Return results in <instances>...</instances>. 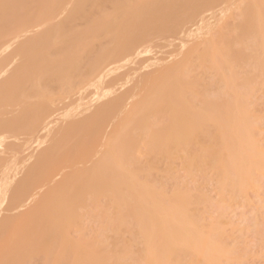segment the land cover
Listing matches in <instances>:
<instances>
[{"label": "bare ground", "instance_id": "1", "mask_svg": "<svg viewBox=\"0 0 264 264\" xmlns=\"http://www.w3.org/2000/svg\"><path fill=\"white\" fill-rule=\"evenodd\" d=\"M127 1H125V3ZM142 1L143 0L141 1L137 0V7H135V9L137 8L136 10L137 11V22H140V21L143 22V19L148 17L157 8H162L160 9V11H164L163 8H166L167 10H172V9L174 10L176 7L178 8L179 4H181L182 2V0H165L164 3L162 4V2L158 3L155 1V3L159 4L156 6L154 5L155 3H153L152 5L146 2L144 3ZM192 1L193 0H191V2ZM215 1H216L215 3H217L219 1L226 2L229 0H215ZM32 3H34L32 0H0V41L4 37L12 34L11 30L19 27L23 23H26L27 20H28L27 23H29V20H32L31 17L33 14V9L41 8V7H34ZM66 3H67V0H66ZM99 3H100V0H93V4L94 6H96V8H98ZM128 3L130 2L128 1ZM210 3H212L211 0H210ZM87 4L88 5H85V6H89V4L91 3H87ZM92 5H90V7H92ZM94 6L92 10L94 9ZM42 8L46 11L45 13H47V12H52L54 6L51 3L47 2V3H42ZM86 8L92 11L91 8L89 7H86ZM238 8H240L239 15H238L239 20L236 24L233 25V29H235V34L231 36V35H228L225 30H223V22H224L223 21L221 23L222 24L221 30L218 31V33H216L215 35L208 34V36L205 37L204 39L205 43H203L204 46L202 48L203 50L201 51L202 55L199 54V56L216 55V54L221 55L223 54L222 52H224L225 53L224 55L227 56L226 59H222L224 63H227V61L230 62V60L232 61V59H235L236 62L237 60H239L241 63V61H245V60L247 61L246 59L247 56L245 55V52L247 54L249 50H252L253 53L249 52L248 54L249 55L248 57L250 58L251 57L250 55H252L251 58L253 59L252 61L253 68L250 70V74L242 75L239 77L234 72V77H233V80L231 81V83L233 84L232 86L237 85L238 86L237 88H239V86L244 87L243 89L248 94L253 91L254 83H255L253 81H255L256 78H259L258 79L259 84L264 83V0H241ZM59 9H57L55 13L63 11V9L61 10ZM102 10L103 9L101 10L99 9L98 11L96 9L95 12L98 11V13H100L104 11ZM187 10L190 11L189 8H187ZM192 10L195 11L194 9ZM85 12L87 13V11ZM85 12L84 13L81 12V13L85 15L86 14ZM190 12H191V15L193 14V16L196 14V13H193L192 11ZM81 13L79 14V16H82ZM84 15H83V19H84ZM101 15L102 16L99 15L98 17L99 19L95 18V16L86 17L87 23L85 22L86 24L84 28L82 29V31H81V28L78 29L77 31L76 28L75 30L74 27H71L69 25L70 21L73 24V22L76 21V18L74 20V17H71L72 20H74L72 21L70 20V18L68 19L67 17L68 15L66 16L67 18L65 19H64L65 16H63L62 18L64 19L63 23L66 24V26H64L62 22H60L61 23L60 24L58 23L59 21H57L58 24L55 23V26L45 29L41 34L34 37L33 41H30V42L25 41L20 45V47L13 49L12 52L14 54L18 53L20 55V60L15 66H13V64H11L10 62L12 70H14L13 71L14 73L6 72V75L2 79H0V105L4 103H9L11 101H15L19 103L21 101L20 100L21 95H22L21 92L23 91V89H21L22 91H19V89L22 87H24L25 89H28L29 94L41 95L44 92V90L48 88L47 86H45L46 82H44L47 80H50L51 82H55L54 86H56V89H55L56 92H58L59 90L61 91L62 87L64 86V88H66L69 94H72V96L77 95L79 97L78 99H76L77 105L75 104L76 105L75 109L78 108V106L80 105L78 104L79 102H81L82 100L83 101L87 100V99L84 100L82 93L86 88L90 86H94V88L96 89V90L94 89L95 91L93 93H95V95L98 96V98L96 97L97 100H100L101 98H105L109 96L111 93H113L116 90L117 84L116 82H114V80H107V77H110L112 73H114L116 70H119L118 68L120 64L122 63L126 64V62L131 59L130 57L133 54L134 55L136 54L138 55L141 53L145 54L144 52L146 48L144 46L141 47L137 45L133 50H131L136 45L135 38H134L135 40L132 39L131 41V42L135 41L134 42L135 45L134 44L131 45L129 43L130 41L129 42L126 41L125 43L126 44L129 43L131 46L126 45V44L124 45L120 44L118 46L117 41L119 39L117 40V37L119 36V34L117 35L114 30L115 35L113 36V41H114L113 45L109 47L102 46V48L99 49L98 47L100 46L98 45H100V43H96L97 42L96 38L102 35L101 30L103 29L104 32L109 31V33H112V29H115V26L117 25L116 23H111L113 18L115 17L114 15L111 16L107 13L105 14L102 13ZM53 17L52 18L49 17V18L54 19ZM131 18L128 20L129 21L128 24L131 23V20H132ZM11 19L12 21L8 22V20L10 21ZM47 19H45V21H47ZM50 19L48 20L50 21ZM43 22L44 21H42L41 24H43ZM37 25H39V23ZM43 26L44 25L42 26L39 25V27H43ZM67 26L69 27V29H65ZM35 27L37 28L38 26L35 25ZM125 27H127V30H128V25L127 26L125 25ZM127 30L126 31L124 30V32L125 33L128 32ZM205 31H209V30H204L203 32ZM129 32L131 31L129 30ZM136 32H137V36L136 35L134 36H136L137 42H138V40L141 39V36H143L145 32V27L142 28L141 26H139ZM190 32L192 34L193 31H190ZM186 33H189V32H186ZM17 34H19V32ZM122 37L123 36H121V38ZM15 39H16V36H15ZM92 40H94L95 42H92ZM243 42L244 44L247 43L249 47L252 46L251 47L252 49L247 48V51L243 52L242 51L243 48L240 47V46L243 47L244 45ZM146 44H148V42ZM93 45L97 46V48L94 47ZM235 45H238V47L237 46L235 47ZM245 45H244V49H245ZM150 46L151 45H149V48ZM49 47H54L55 51L52 53H49L47 51ZM190 51L191 50L188 51V53L183 57L182 61H180L179 63H176L169 67L161 68L157 70L156 73L154 74H150L149 72L146 73L148 68H150L148 67L145 73H142L137 81V92L132 91L125 97V99L127 100V99H131L134 95H137L136 99H133L131 101L128 100L129 101L128 103L126 101H123L122 99H118V97L116 100L109 101L107 105H109L108 106L109 108H114L113 112H115L116 108L119 107V111H122V112L125 111L123 112L125 116H123L124 118L123 117L121 118L122 121L120 120V122L117 123L114 129L112 128L113 130L111 134L107 133V134H110V136L108 137V141L105 146L104 157H102L96 165L92 166L87 171H84L78 174L77 170L80 171V169H84L86 166L83 168H79V169L77 168L76 170L77 172L75 174H70L69 172V175H67L66 177V174L64 173L63 179L62 178H60V180L57 179V181L59 182L61 181V179L64 181L65 179H68L67 181H70L69 191L66 193L65 196L62 197L63 198L62 201H59L58 204L57 203L53 204L52 207L49 210H47V212L45 213L46 216H44V220H42L39 223V226L38 225L35 226L32 232V235L34 236L32 238L36 240L38 239L37 240L38 243L40 242V243L47 244L48 242H54L55 246L52 245L53 248L58 247L61 250V254H62L61 256L64 257V259H62L60 255H58L53 260V264H169L171 262H173L174 264H181L185 257L184 255L189 252H190L189 253L190 256H189L188 261L191 264H222L220 261V258L221 259L228 258V256L224 254V252L226 251H223V248H221L222 244L220 246V243H219L220 242L219 238H221V236L223 235V230L222 229L220 230V227L219 229L217 228L218 222L216 223V225H213L212 224L213 222H211L212 225H209V223L208 225H206L207 223H205L204 221L202 222V218L198 214V210H199L198 204L201 201L200 197L197 196V194L195 195L194 193L193 194L190 193V191L188 192V190L185 191L186 189L180 188V186H176L175 190L173 189L171 195L167 197L168 199L166 198L163 200L162 197L164 194V189L160 186L155 187L154 180L150 179L149 177V175H151L152 172L161 169L159 163L163 160L166 161L165 167L164 169H162L165 173L163 176L165 177L168 176V173L170 172V170H174L172 168L173 167L172 162H174L175 160H179L181 167L184 168L185 171H188V172H191V169L193 170V167L196 166V164L200 163L203 165L202 162H204V165L208 164V166L210 165L212 168H215L217 170V174L215 176L217 177L220 188L238 189L239 191H243L244 185H243L242 175L250 173L259 167L260 159L258 158V153H259L258 145L256 144L252 126L249 123H245L246 118H247L246 111L240 99H236L234 101L229 99L230 100L229 102L227 98H222V97L218 98L217 97V95L219 94L218 92L217 94H215V96H213L217 98L212 99L211 97L212 101L203 99L202 102H199L195 100L196 99L195 96L193 95L191 96L192 93L190 91H189L190 92L189 97L186 98V95L189 93L187 92L186 94V88H185L186 81H184L181 76H183L182 71L185 70V65L189 61L188 59H189ZM221 57H223V55ZM136 60L138 61V59ZM136 60H133V61H136ZM159 60L160 59H158V61ZM160 61L162 62V60ZM154 62L152 60L150 63H154ZM246 64L248 63H245V65ZM2 65L3 63L0 64V67ZM150 69H153V68H150ZM18 70L25 71V73L17 76L15 75V72L18 73ZM122 70H123V66H122ZM185 71L187 73V70ZM220 71H222L221 68H220ZM223 71L226 73L225 69ZM225 73L223 74L225 75ZM63 74H65L68 77L67 80H65L66 79L65 77L63 78L62 76ZM126 76H130V75H128L127 73ZM237 78L238 79L242 78V79L241 81H238V84H235V82H237L238 80ZM191 82L194 83L193 80ZM123 85L124 84H122V86ZM219 85H218V88H220ZM43 87H45L44 90H43ZM49 88H52V87H49ZM48 91H49L48 93H45L46 92L45 91L43 94L44 96H47V98H49V95L53 96L54 94V93L51 94L50 90ZM210 95L205 96V98L207 97L209 99ZM25 96L28 97L29 95H27L26 93ZM236 96H239V95L236 94ZM121 97L123 98V96ZM228 97L230 96L228 95ZM52 102L53 101H51V103ZM86 102L81 103V104L83 105ZM46 103H50V99H46ZM70 104L68 103V106ZM21 105H19L18 107H20ZM102 105L107 106L105 102L104 104L102 102ZM35 106L37 107L39 105H35ZM86 106L89 107L87 103H86ZM234 106H236L237 110L236 109L233 110L232 107ZM73 108L68 109L66 112L64 111L65 108L62 109L63 112H65L63 116L66 118H69L70 115L76 113L77 110L75 111ZM20 109L16 110L15 114L18 111H20ZM55 109H58V108H54L53 110L55 111ZM81 109L79 110L80 112L82 111ZM73 110H74V113H72ZM95 110L92 111L91 113L95 114L94 112L98 111V110L97 111ZM11 112L12 111H10L9 113ZM29 112H34V113L29 114ZM55 112H59V109ZM21 114H23L22 117H20L19 115L11 120L6 121L4 119L5 122L0 123V152L2 150H5L4 144H6V141L8 138L10 139V137H14L12 139H15L17 136L18 138H20L19 136H22V133H27V134L31 133L32 127L34 128L36 125L34 123H38L40 119H43V120L41 121V126H40L41 128L39 127V129L41 131L46 130L47 133L51 131V128H50L51 122L49 120L50 117L52 116L51 113L48 115V117H46V113L42 115L40 112L33 111L31 109H25V111H23ZM28 115H32L35 118L36 122L33 121V123H31L32 122L31 121L30 123H27V122L25 123V120H27ZM60 115L61 114H58V116ZM74 116L75 115H73V117ZM110 116L111 115H109V117ZM151 117L153 119H151ZM86 119H87L86 122H88V118ZM105 119L103 121H105ZM109 119H108V122H110ZM239 119L243 120V134L238 140L236 133L238 132V130H240L237 125L238 124L237 121L240 122ZM52 123L56 125V122L55 123L52 122ZM107 125H109V123ZM96 126H98V124ZM82 127L80 128L82 129ZM207 127L210 129L208 130ZM84 128L85 127H83V130ZM34 129H36V127ZM98 129H99V126H98ZM59 132H61V130ZM62 132H63V129H62ZM82 133L80 132V134ZM98 133H101V131H99ZM33 134L34 136L32 135L31 138L29 137L30 138L29 140L31 139L33 140V138L35 137V139L38 138L36 140L37 142H39V139H41L42 136L46 135V134L41 135L42 133L39 134L38 132L33 133ZM52 134H51V137H52ZM83 134H84L83 137L85 139V137L88 136V131H86V133H83ZM94 134L92 135V137H95ZM199 134L201 136L202 135L204 136L206 134V136L201 137ZM197 135H199L202 138L201 140H204L203 138H205V141H206V139L208 138L207 140H209L210 143L208 141H207L208 144H206L205 141L203 143V141H201L200 137H198ZM24 136H27V135H24ZM48 136L50 137V134ZM196 136L198 139L196 138ZM51 137L50 139H52ZM57 137H60V135L58 134ZM57 139L58 138H56V140ZM26 140L27 139H25V141ZM84 141L85 140H83V142ZM32 142H35V141H32ZM65 142H67V139ZM87 142L88 141L84 142V144H86ZM201 142L203 144H201ZM11 143L10 145H12ZM64 143H61V145H58V146L59 147L63 146L62 144ZM94 143H91V144L93 145ZM96 143H98V140ZM100 143L101 142H99V144ZM42 144L43 142H41V145ZM141 145H145V153H147L148 155V156L147 155L145 156V158L148 157L147 159L149 161L148 162L145 160L147 165H145L144 163L145 161H142L145 166L142 165L141 160H140L141 162L140 164L138 162L139 160H136L135 162H133L135 159L132 161L131 158L133 157L129 158L130 154L137 153L135 151H140ZM196 145L197 147L195 148ZM6 146L7 147L5 148L7 149L8 143ZM67 146L70 147V145H67ZM88 146H90V144ZM14 147H13V150L15 149ZM27 147L29 148L31 146H27ZM38 147L39 148L41 147L40 144L38 145ZM59 147L57 148L59 149ZM24 148H23L24 150L28 149L26 147ZM43 148H45L44 145H43ZM100 148L103 149L102 144ZM192 148H195V150ZM94 149L96 148L94 147L92 150ZM7 151H6V154H7ZM32 152L34 153L35 151H32ZM46 152L48 153V151ZM27 155L29 154L27 153ZM43 155H44L43 153H40L37 156L35 160V165L37 167L39 165H42ZM15 156H17V154ZM31 156H32V153H31ZM84 156L88 157V155L86 154ZM93 156L94 155H92L91 157ZM140 156L142 155H139L138 157ZM11 159H14V162H16L15 161L16 158H14V156ZM47 159L45 158V160ZM21 160L18 163H21ZM68 161H70V159ZM81 161L83 162V160ZM12 162L9 161L3 164L4 162L0 159V166L2 165L1 167H3V169L1 170L2 172L0 171L1 173L0 177H1V182H2L1 183L2 189L0 192V212H1L2 205H4L7 202V200L10 199L11 201L12 199L11 203L13 204L14 202L20 201L23 196V191L26 190L23 185H22L23 188L19 187L22 192L19 190L18 186L17 187L14 186L15 184L17 185L16 180H15L16 181L15 184L12 186V183H14V182H11L14 179L13 177H15L16 174H19L22 172V170L19 173H17L18 171L16 172L13 171L11 175L10 173L12 170L11 169ZM18 163L16 164L17 168L20 167ZM61 163L62 162H60L59 164ZM43 165L45 166V164ZM204 165H203V169H205ZM36 166H33V168L35 169ZM124 166H127V170L130 175L134 176L135 178H137V176H140L141 178L143 177L142 180L138 182L137 180L135 182H132L131 180H129V178H127L126 174H124L123 172ZM67 167L68 166H66V168ZM33 168L30 167L29 169H27L26 174L29 175L31 171H34L32 170ZM43 168H41V171H43ZM53 168H55V166ZM60 169H62V167ZM60 169L58 170L61 171ZM196 169L194 168V170ZM54 171L55 170L53 169L48 174H46L44 176V179H42L41 184H43V181L49 182L50 179L54 180L52 179L53 177L48 179L49 177H51V174L53 176L54 174L57 173ZM62 174H63V171H62ZM21 179L19 176V178L17 179L18 183H20ZM23 181L24 182H22V184L23 183L25 184L26 177H25V180ZM32 183H33V178H32ZM29 184L26 183V185H29ZM37 184L35 187L36 189L40 183L38 185ZM52 184H56V183L53 182ZM48 187L51 188L52 186H48ZM58 188H59V185L56 187L55 192H58L59 190ZM45 189L48 190V188L45 187L43 191H45ZM225 190L226 189H224V191ZM233 192H236V191L234 190ZM26 196H27V193H26ZM31 197L32 196L28 198L29 201ZM12 205H10L9 208H12L13 207ZM90 205L91 207H94L93 205H96V208H98V212L102 217L101 219L104 222L103 228L108 229L109 233L111 232L110 235L108 234L107 236L106 234L104 236L105 239H107V237L109 238L110 236L111 238L110 242L109 241L108 243L103 242L105 239L102 240L101 238H100L101 240L99 239L98 242L97 240L96 242H91V241L83 240L82 238H80V240H77L76 242L66 243V241L63 240L64 239V234L62 231L63 229L60 223L58 222V218L61 216L66 217L68 224L75 225L79 221L78 220L79 215H80L79 208L81 207L84 208L86 206L89 207ZM5 210L8 211V209H5ZM9 210L11 211V209ZM4 215L2 216L3 218H4ZM10 215L11 214H9V216ZM6 216L7 215H5V217ZM7 217L5 219H7ZM2 222L0 223V225L2 224ZM6 228L8 231L9 230L8 226ZM0 230L2 232L3 228ZM125 232L130 235L129 236L130 241L133 240L131 242L132 244L133 242L137 243L135 244L137 245L136 250L134 249L132 250L129 247L130 244L129 245L127 244L125 240V235H124ZM94 238H97V237H94ZM130 246L132 247V245ZM39 248L37 250L38 252H39ZM33 249L34 247H32L31 250ZM49 251H48V256L50 255V253L53 254L54 252V251L53 252H49ZM10 252L11 251H8V253ZM222 255H225L226 257L225 256L223 257ZM39 257L38 258L36 257V260L39 259ZM50 257L48 258L50 259ZM31 259H33L32 256H31ZM36 260L34 259V261ZM27 261H25V264ZM49 263H50V260L48 262L47 257L45 256V259L43 263L41 264H49ZM27 264H29V261L27 262ZM35 264H38V263L35 262Z\"/></svg>", "mask_w": 264, "mask_h": 264}, {"label": "rangeland", "instance_id": "2", "mask_svg": "<svg viewBox=\"0 0 264 264\" xmlns=\"http://www.w3.org/2000/svg\"><path fill=\"white\" fill-rule=\"evenodd\" d=\"M32 1L34 2V3H32L34 7H41V8H37V9L33 7L34 9H33V14L31 17L32 20H29V23H27L28 22V20H27L26 23H23L19 27L11 30L12 34L4 37L0 41V64L3 63V65H2L3 67L2 66L0 67V79H2L6 75V72L12 73L14 70H12L11 64H13V66H15L18 63V61L20 60V55L18 53L14 54L12 52L13 49L20 47V45L25 41L26 42L33 41L34 37L41 34L45 29H48L52 26H55V23H57V21H59L58 23H60V22L63 23L64 19L67 17H68V19L70 18V20H72L71 17H74V20L76 18V21L73 22V24L70 21L69 25L71 27H74V29L76 28L77 31H78V29L81 28V31H82L85 24L87 23L86 17H90V16L94 17L95 16V18L99 19L98 17H99V15L102 16L101 15L102 13H104V14L107 13L111 16L114 15L115 17L113 18L111 23H116L117 25L115 26V29H112V33H109V31L104 32L103 29L101 30L102 35L96 38V41H97L96 43H100V45H98L100 47H98V48L100 49V48H102V46H104V47L112 46L113 42H114L113 36L115 35V32H116L117 35L119 34V36L117 37V40L119 39L117 41L118 46L120 44L121 45L126 44L125 43L126 41H128V42L130 41L129 43L132 45L135 42V41L131 42L132 39L133 40L136 39V42H135L136 45L134 44L135 46L133 45L134 47L131 50H133L137 45H139L141 47L144 46L146 48V50L144 52L146 55L143 53L138 54V55L133 54L132 55L133 57L132 56L130 57L132 60L130 59L127 61L129 63L126 62V64L125 63L120 64V66L118 68L119 70H116L114 73H112V75L110 77H107V80H114V82H116V84H117L116 90L113 93H111L109 96H107L105 98H101L100 100H97L96 97L98 98V96L95 95V93H93L96 90L94 88V86H90V87L86 88L83 91L82 96H83L84 100L87 99L86 100L87 102L82 100L81 102L78 103V104H80L79 105L80 107L78 106V108H76V109H75V107L77 105L76 99H78L79 97L77 95L72 96V94H69L67 92L66 88H64V86L62 87L61 91L57 90L58 92H56V90H55L56 86H54L55 82H51L50 80H47L44 82H46L45 86H47L48 88L52 87V88H49V89L46 88V89L50 90L51 94L54 93L53 96L48 94L49 98H47V96L43 95L45 91H46L45 93L49 92L46 89L44 90L45 87H43L44 92L41 95L29 94L28 93L29 90L22 87L19 89V91H22L21 89H23V91L21 92L23 96L21 95V99H20L21 101L19 100L20 101L19 103L15 102V101H11L9 103H4V104L0 105V114H1L0 115V123L5 122L4 119L7 121V120H11V119H13L19 115H20V117H22L23 114H21V113L23 111H25V109H31L33 111L40 112L42 115L44 113H46V117H48V115L50 113L52 114V116L50 115L51 117L49 119L51 122V125H50L51 131H49V133H47L46 130L41 131L39 129V127L41 126V121L43 120V119H40V121H38V123H34V124H36L35 125L36 129H34L35 127L34 128L32 127V132L28 133L29 135L27 133H22V136H19L20 138H18V136L16 137L17 139L15 138L16 140L12 139L14 137H10V139L8 138L6 141V144H4L5 150H2L0 152V159L4 162L3 164H5L9 161L10 162L13 161L12 166H11V169H12L11 173H10L11 175H12L13 171H15V172L18 171L17 173H19L22 170L21 173L16 174V176L13 177L14 179L11 182H14V183H12V186L17 181V185L15 184L14 186H16V187L18 186V188L19 187L23 188L22 187V185H23L26 189L23 191V196H22L20 201L16 200L17 202H14V204H13V203H11L12 199H11V201L9 199L1 207L0 216L2 217L5 214L8 217L6 216L7 219H5L6 218L5 215H4V218L0 217V223L3 221L1 225L4 224L3 226L0 225V229H2V228H3V230L5 229L4 231L2 230V232L0 230V233H2V234H0V241H1L0 242V264H25V261H27V260L29 261V264H35V262L38 264H41V263H43L45 256L47 257L48 262L50 260L49 264H53V260L58 255H60V256L62 255L61 250L57 247V245H56L57 248H55V247L53 248L52 245H54V242H48L49 244L48 243L44 244V243H40V242L38 243V241H37L38 239L36 240V239L32 238V237H34L32 235V232H33L34 227L37 225L39 226V223L42 220H44V216H46L45 213L47 212V210H49L53 204H56V203L58 204L59 201H62L63 200L62 197L65 196L66 193L69 191L70 181H67L68 179H65V181L62 180L64 178L63 177L64 173L66 174V177H67V175H69V172H70V174H75L78 171L77 173L80 174L84 171H87L92 166L96 165L98 163V161H100V159L102 157H104L105 146H106V143L108 141V137L110 136L112 130L115 128L117 123L120 122V120L122 121L121 118L123 116H125V114L123 113L125 111H123V112L119 111V107H117V108L115 107L116 111L113 112L114 108H109L108 107L109 105H107V103L111 100H116L117 97H118V99H122L123 101H126L127 103L133 99H136L137 95H134L131 99H127V100L125 99V97L132 91L137 92V81H138L140 75L142 73H145V71L147 70L148 67L153 68V69L148 68V70H150V71L147 70L146 73L149 72L150 74H154V73H156L157 70H159L161 68L169 67V66H172V65L182 61L183 57L188 53L189 50H191V51L189 52L190 55H189V59H188L189 61L187 62L188 65L187 64H186L187 66L185 65V70H187V73L185 70H183L182 71L183 76H181L182 79L184 81H186V84H185L186 85L185 86L186 94H187V92L189 93V94H187L188 96L186 95V98L189 97L190 92H191L192 93L191 96L192 95L195 96L196 97L195 100H197L199 102H202L203 99L212 101L213 98H217V97L218 98L219 97L227 98L228 100L230 99L233 101L236 99H240V101H242V104H243L245 111H246V117L247 118H246L245 123H249L252 126V129L254 131L253 134H254V137L256 140V144L258 145V149H259L258 150L259 151L258 158L260 159L259 167L250 173L242 175V180H243V185H244L243 191H239L238 189L220 188L217 177L215 176L217 174V170L215 168H212L210 165L208 166V164L204 165V162H202V163H203L205 169H203L202 164L198 163V164H196V166L193 167V170L191 169V172H188V171H185V169L181 167L179 160H175L174 162H172V166H173L172 168L174 170H170V172L168 173V176H167L168 178H167V177L163 176L165 173L162 169H164L165 163H166V161L163 160L159 163L161 169L152 172V174L149 175V177H150V179L154 180L155 187L160 186L164 189V194L162 197L163 200L166 199L167 197H169V195H171L173 189L175 190L176 186H180V188L186 189L185 191L188 190V192L190 191V193H192V194L194 193L195 195L197 194V196L200 197L201 201L198 204L199 208L198 207L197 208L199 209L198 214L202 218V222L204 221L205 223H207L206 225H208V223H209V225H212V224L216 225V223L218 222V225H217L218 227L217 226L216 227L218 229L220 227V230L221 229L223 230V235L221 236V238H219L220 239L219 243H220V246L222 244L221 248H223V251H226V252H224V254L227 255L228 258H222V259L220 258V261L222 264H264V83L259 84V82H258L259 78H256L255 81H253V82H255L254 83V89L251 93H248V94L243 89L244 87L239 86V88H237L238 87L237 85L232 86L233 84L231 83V81L233 80L234 72L239 77L242 75H249L250 74V70L253 68V66H252L253 65V62H252L253 59L251 58L252 55H250L251 57L249 58L248 54H249V52L253 53L252 50H249V52L247 54L245 52V55L247 57L243 54L246 57L248 62L245 59H243L245 61H241V63L239 60H237V62H236L235 59H232V61L230 60V62L227 61V63H224L222 61V59L227 58V56L224 55L225 54L224 52H222L223 54H221V55L216 54V55L199 56V54H201V51L203 50L202 48L204 46L203 43H205V41H204L205 37L208 36V34L209 35L210 34L215 35L216 33H218V31L221 30V27H222L221 23L223 21H224L223 22V30H225L228 35L232 36L235 34V29H233V25L236 24L239 20L238 15H239L240 8H238V7H239L241 0H229L226 2L219 1L217 3H215L216 2L215 0H213V1L211 0V2L213 4L210 3V0H193L192 2H191V0H182L181 4H179V7L175 8L176 10L175 9L174 10L173 9L167 10L166 8H163L165 11L164 12V11H160V9H162V8H157L148 17L143 19V22L140 21L141 23L137 22V11H136L137 8L135 9V7H137V0H128L130 3H128V1L125 0V1H127L126 3H128V4H126L124 0H100L98 8H96V6H94L93 0H91V1L90 0H67V3H66V0H32ZM81 1H82V3H81ZM155 1L158 3L162 2V4H163L165 0H143L142 2H144V3L146 2L148 4L153 5V3H155ZM197 1H199V2H197ZM47 2L51 3L54 6L52 12L45 13L46 11L42 8V3H47ZM133 2L136 4H134ZM87 3H91V4H89V6H85V5H88ZM90 5H92V7H90ZM152 5H150V6H152ZM154 5L157 6L159 4L155 3ZM210 5H212V6H210ZM93 6H94V9L92 10ZM60 7H62V8H60ZM86 7L91 8L92 11H90V9H88ZM153 7H155V6H153ZM187 8H189L190 11H192L193 13H196V14L194 16H193V14L191 15V12L188 11ZM57 9H59V10L63 9V11L57 12V13H59V14H57V13H55L57 11ZM96 9L98 11H99V9L100 10L103 9L104 11L102 10L103 12L98 13V11L95 12ZM192 9H194L195 11H193ZM83 10L87 11V13ZM132 11H134V12H132ZM81 12H83V13L85 12L86 14L84 15ZM69 13H70V15H69ZM80 13L82 14V16H79ZM54 14L56 16L57 15L58 16L56 17ZM83 15H84V19H83ZM51 16L52 17L55 16V17H53L54 19H50V18H52ZM63 16H65L64 19H62ZM78 16H79V18H78ZM191 16H193V17H191ZM47 18L50 19V21ZM130 18L132 19L131 23H129L131 26L128 24V22H129L128 20ZM45 19H47V21H45ZM74 20H72V21H74ZM11 21H12V19L10 21L8 20V22H11ZM30 21H32V22H30ZM42 21H44L43 24H41ZM150 21H152V22H150ZM155 21H157V22H155ZM126 22H127V24H126ZM38 23H39V25H41V26L44 25V26L39 27V25H37ZM199 24H200V26H199ZM35 25L38 27L36 28ZM125 25L126 26L128 25V30H127V27H125ZM64 26H66V24H64ZM68 26L65 29H69L70 26L69 27ZM139 26H141L142 28L145 27V32H144L143 36H141V39H139L137 42V38H136L137 32L136 31H137V28ZM198 26L201 28H199ZM85 29H86V27H85ZM114 30H115V32H114ZM124 30L125 31L127 30L128 32L125 33ZM129 30L131 32H129ZM204 30H209V31L203 32ZM64 31H66V30H64ZM190 31H193L194 33L192 32V34H191ZM18 32H19V34H17ZM122 32H124V33H122ZM186 32H189V33H186ZM134 35H136V36H134ZM15 36H16L17 40L15 39ZM121 36H123V37L121 38ZM154 39H155V41H154ZM94 40H92V42H95ZM147 42H148V44H146ZM244 42H246V41H244ZM244 42H243V44H244ZM129 43L126 45L131 46ZM245 44H244L245 49H244V45H243V47L240 46L241 44L239 45L241 48H243V50L240 49L243 52L247 51V48L252 47V46L249 47L247 43H245ZM95 45H93V46L97 48V46H95ZM149 45H151L150 48H149ZM182 45H184V46H182ZM236 46L238 47V45H235V47ZM164 47H166V48H164ZM131 50H130V52H131ZM47 51L49 53H52L55 51V48L49 47L47 49ZM222 55H223V57H221ZM154 57H156V58H154ZM205 57H206V59H205ZM133 58H135V59H133ZM136 59H138V61ZM158 59L162 60V62L160 60L158 61ZM133 60H136V61H133ZM152 60H153V62L154 61L155 62L150 63ZM206 61H207V63H206ZM10 62H11V64H10ZM204 62L206 63V65ZM245 63H248V64L245 65ZM122 66H123V70H122ZM254 66H255V64H254ZM220 68L222 71H220ZM224 69H225L226 73L223 71ZM137 70H139V71H137ZM24 73H25V71L18 70V73L15 72V75L19 76V75L24 74ZM127 73H128V75H130L132 77L126 76ZM223 73H225V75ZM62 76H63V78L64 77L66 78L65 80H67L68 77L65 74H63ZM125 76H126V78H125ZM133 77H134V79H133ZM241 79L242 78L238 79L237 82H235V84H238V81H241ZM192 80L194 83L191 82ZM187 83H188V85H187ZM215 83H217V84H215ZM122 84H124V85L122 86ZM218 85L220 86V88H218ZM23 92H24V94H23ZM218 92H219V94H218L219 96L217 95V97H213ZM26 93L30 97L25 96ZM58 93H59V95H58ZM236 94H238L239 96H236ZM42 95H43V97H42ZM207 95H210L209 99L207 97L205 98V96H207ZM228 95L230 97H228ZM121 96H123V98ZM119 97H121V98H119ZM211 97H212V99H211ZM43 98H45V99H43ZM38 99H40V100H38ZM46 99H50V103H51V101H53L51 103L52 105L50 103H46ZM51 99H53V100H51ZM230 100H229V102H230ZM39 101H40V103H39ZM84 102H86L89 107L86 106V103L83 104L85 106H83L81 104ZM102 102H103V104L105 102V104L107 106L102 105ZM68 103L69 104L71 103V104L68 106ZM19 105H21V106L18 107ZM35 105H39V106L36 107ZM96 107H98V108H96ZM101 107H103L104 110ZM54 108H58L59 112H55L58 109H55V111H54L53 110ZM72 108L75 111L77 110L76 113H74V110H73L72 113H74V114L70 115L69 118L64 117L63 116L64 113L68 109H72ZM81 108H83V109H81ZM232 108H233V110H235V109L237 110L236 106H234ZM19 109H20V111H18L15 114L16 110H19ZM62 109H64L65 112H63ZM80 109L82 110L81 112L79 111ZM6 110L7 111L9 110V111L7 112ZM94 110L95 111L98 110V111L94 112L95 114H92L91 112ZM10 111H12V112L9 113ZM33 113L34 112H29V114H33ZM58 114H61V115L58 116ZM99 114H101V115H99ZM73 115H75V116L73 117ZM91 115H93V116H91ZM95 115H97V116H95ZM109 115H111L110 117L113 119H111L109 117ZM54 116H56V117H54ZM114 116H115V118H114ZM86 118H88V122H86L87 121ZM104 119H105V121H103ZM108 119L110 122H108ZM151 119H153V118L151 117ZM33 121L36 122L35 118L32 115H28V118H27V120H25V123L26 122L27 123H30V122L33 123ZM239 121L240 122L237 121V123H238L237 125H238L240 130H238V132L236 133L238 140L240 139V137L243 134V120L239 119ZM52 122H54V123L56 122L57 126L55 124H53ZM104 123H105V125H104ZM108 123H109V125H107ZM97 124L99 126V129H98V126H96ZM63 125H64V127H63ZM82 126L85 128L87 127L86 129L84 128L85 131L83 130ZM80 127H82V129ZM62 129H63V132H62ZM207 129L209 130L210 128L207 127ZM60 130H61V132H59ZM86 131H88V136L85 137V139H84L83 133H86ZM99 131H101V133H98ZM36 132H38L39 134L42 133L41 135H45L46 133L47 134L45 136H42L41 139H39V142L36 141L38 138L35 139V137H34L33 140L32 139L31 140L35 141V142H32L29 139L31 138L32 135L34 136L33 133H36ZM75 132H76V134H75ZM80 132L81 133L83 132V133L80 134ZM92 133L94 134L95 137H92V135H93ZM107 133H110V134H107ZM49 134H50V137L52 134V137H51L52 139H50V137L48 136ZM56 134H57V136L59 134L60 137H57ZM24 135H27V136H24ZM41 135H39V136H41ZM103 135H105V136H103ZM199 135H197V136L200 137L201 135L200 136ZM197 136H196V138H197ZM205 136H206V134L204 136L202 135L201 137H205ZM23 137L27 140L25 141V139ZM90 137H92V138H90ZM201 137H200V140L202 139ZM56 138H58V139L56 140ZM99 138L102 140H100ZM22 139H24V140H22ZM66 139H67V142H65ZM92 139H93V141H92ZM203 139L204 140H201V141H203V143H204L205 138H203ZM207 139L205 141L206 144H208V142H209V140H207ZM83 140H85L84 142L88 141L86 143L87 145L84 144ZM97 140H98V143H96ZM28 141H30V142H28ZM40 141L43 142L42 145H41ZM11 142H13L15 144H13ZM82 142H83V144H82ZM99 142H101V143L99 144ZM7 143H8V148H7L8 151L5 148V147H7L6 146ZM10 143L12 145H10ZM61 143H64V144H62L63 146L59 147L58 145H61ZM71 143H72V145H71ZM88 143L90 144V146H88L89 145ZM91 143H94L95 145L93 144L94 145L93 146ZM203 143L201 142V144H203ZM39 144L41 146L40 148L38 147ZM101 144H102L103 149L100 148ZM26 145L31 146V147L28 148ZM43 145L45 146L46 149L43 148ZM67 145H70V147ZM9 146H10V148L12 147L11 150H10ZM53 146H55V147H53ZM13 147L15 148L14 150H13ZM24 147H26L28 149L24 150L25 149ZM57 147H59V149ZM81 147L82 148L84 147L83 150ZM94 147L96 149L92 150ZM196 147H197V145L195 146V148ZM195 148H192V149L195 150ZM17 150H19V151H17ZM52 150H54V151H52ZM79 150H81V151H79ZM6 151H7V154H6ZM32 151H35V152L33 153ZM46 151H48V153ZM84 151H86V152H84ZM18 152H19V154H18ZM49 152H50V154H49ZM135 152H137V153H132L129 156V158L133 157V158H131L132 161L135 159L133 162H135L136 160H139L138 162L141 164L142 161H145V160L148 161V159H147L148 157L145 158V156L147 155V153H145V145H141L140 151H135ZM3 153H5L6 155ZM27 153L29 155H27ZM31 153H32V156H31ZM35 153H36V155H35ZM40 153L44 154L43 159H42V165H39L37 167L35 165V160ZM140 153H142V154H140ZM16 154H17V156H15ZM85 154L88 155V157L84 156ZM137 154L142 155V156L138 157L139 155H137ZM92 155H94V156L91 157ZM13 156H14V158H16V160H15L16 162H14V159H11V158H13ZM18 156H19V158H18ZM30 156H31V158H30ZM5 157H6V159H5ZM33 157H34V159H33ZM89 157H91V158H89ZM95 157H96V159H95ZM134 157H136V158H134ZM28 158H30V159H28ZM45 158L46 159L48 158L47 159L48 161L45 160ZM80 158L86 164H84L80 160ZM82 158H84V159H82ZM19 159L20 160L22 159L21 163H18V162H20ZM69 159H70V161H68ZM79 160L81 163L79 162ZM140 160H141V162H140ZM76 161H77V163H76ZM110 161H111V159H110ZM146 161L144 162L145 165H147ZM27 162H28V164H27ZM60 162H62V163L59 164ZM65 162L66 163L68 162V163L66 164ZM17 163L20 166V167L18 166L19 168H17V165H16ZM144 163L142 162V165H144ZM43 164H45V166ZM64 164H66V165H64ZM1 166H0V171L3 169V167H1ZM33 166H36V168L34 169ZM54 166L56 169L53 168ZM66 166H68V167L66 168ZM198 166H199V168H198ZM23 167H24V169H23ZM30 167H32L33 168L32 170H34V171H31L30 174L27 175L26 170L29 169ZM61 167H62V169H60ZM83 167H85V168L80 169V171L77 170V168L79 169V168H83ZM196 167H197V169H196ZM41 168H43V171H41ZM51 168H53L55 170L54 172H57V173L54 174L56 176H54V175L52 176V174H51V177H49L48 179L53 177L52 179H54V180L50 179L49 182L52 181L51 183L43 181V184H41L42 179H44V176L53 170ZM194 168L196 170H194ZM58 169H60L61 171H59ZM62 171H63V174H62ZM123 172H124V174H126L127 178H129V180H131L132 182H135L136 180H137V182L141 181L143 178V177L141 178L140 176H137V178H135L134 176L130 175L128 170H127V166L123 167ZM22 173H23V175H22ZM31 173H32V175H31ZM58 173H59V175H58ZM193 174H195V175H193ZM17 176H18V178L20 176V179L22 177L21 181L19 180L20 183H18ZM25 177H26V182H25V184L24 183L22 184V182H24L23 180H25ZM32 178H33V183H32ZM60 178H62L61 179L62 182L57 181V179L60 180ZM55 181H57V182H55ZM29 182H30V184H29ZM53 182L56 184H52ZM1 183L2 182H1V177H0V192L2 189ZM26 183L29 185H26ZM37 183L38 184L40 183V184L38 185ZM36 184L38 185L37 189L35 188ZM50 184H52V185H50ZM58 185H59V188H58L59 190H58V192H55L56 187ZM44 186L46 188H48V190L45 189V191H43L45 188ZM48 186H52V187L50 188ZM20 188H19V190L21 191ZM31 188L33 189V191L35 189V191L33 192ZM224 189H226L228 191H226V190L224 191ZM229 190H230V192H229ZM234 190L236 192H233ZM26 193H27V196H26ZM29 195L32 196L30 201L28 200V198L30 197ZM13 201H15V200H13ZM8 203H9V205H8ZM10 205H12L13 207L9 208ZM93 206L95 208L91 207V205L89 206L90 208L88 206H86L87 209H86V207L79 208L80 209V211H79L80 215L78 218L79 221L75 225L68 224L66 217L61 216L58 218V222L60 223V225L62 226V229H63L62 230L63 234H64L63 240L66 241V243L67 242H71V243L76 242L77 240H80V238H82L83 240L91 241V242H96V240H97V242H98V240L100 238L102 240H104L105 239L104 236L106 234H107V236H108V234L109 235L111 234V232L110 233L108 232V229L103 228L104 222L101 219L102 217L98 212V208H96V205H93ZM3 209L4 210L8 209V211H6V210L4 211ZM9 209H11V211ZM9 214H11V215L9 216ZM12 215H13V217H12ZM20 217H21V219H20ZM1 219H2V221H1ZM13 221H15L16 223ZM211 222H213V223L211 224ZM7 226H8L9 232L7 231V228H6ZM105 230H107V231H105ZM124 235H125V240H126L127 244L132 245V247L130 245H129V247L132 250L133 249L136 250L137 245H135V244H137V243L133 242V244H134V246H133V244L131 243L133 240L130 241V239H129L130 235L126 232L124 233ZM4 236H6V237H4ZM94 237H97V238H94ZM110 239L111 238L109 236V238L107 237V239H105L103 242L108 243V241L110 242ZM92 240H94V241H92ZM32 247H34L33 250H31ZM38 248H39V252L37 251ZM8 251H11V252L8 253ZM48 251L49 252L54 251L55 253L54 252H53V254L50 253V255L48 256ZM189 253L184 255L185 257H184L181 264H191L188 261L189 256H190ZM6 254H8V255H6ZM225 255H222V256L224 257ZM31 256L33 259H31ZM36 257L37 258L39 257V259L36 260ZM48 257H50V259ZM34 259L36 261H34ZM62 259H64V257H62ZM27 262H26V264H27ZM169 264H174V263L171 262Z\"/></svg>", "mask_w": 264, "mask_h": 264}]
</instances>
